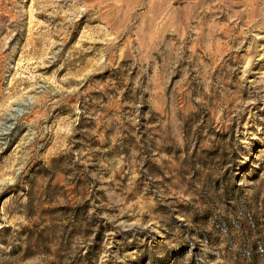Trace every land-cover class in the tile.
I'll use <instances>...</instances> for the list:
<instances>
[{
    "label": "rangeland",
    "instance_id": "obj_1",
    "mask_svg": "<svg viewBox=\"0 0 264 264\" xmlns=\"http://www.w3.org/2000/svg\"><path fill=\"white\" fill-rule=\"evenodd\" d=\"M0 264H264V0H0Z\"/></svg>",
    "mask_w": 264,
    "mask_h": 264
}]
</instances>
